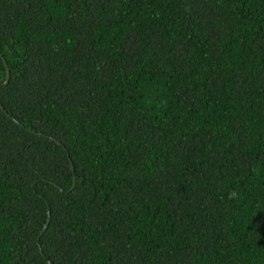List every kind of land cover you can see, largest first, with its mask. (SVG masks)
<instances>
[{"label": "trees", "instance_id": "obj_1", "mask_svg": "<svg viewBox=\"0 0 264 264\" xmlns=\"http://www.w3.org/2000/svg\"><path fill=\"white\" fill-rule=\"evenodd\" d=\"M0 102V264H264V0H0Z\"/></svg>", "mask_w": 264, "mask_h": 264}, {"label": "water", "instance_id": "obj_2", "mask_svg": "<svg viewBox=\"0 0 264 264\" xmlns=\"http://www.w3.org/2000/svg\"><path fill=\"white\" fill-rule=\"evenodd\" d=\"M4 58V57H3ZM4 60H5V58H4ZM5 64H6V67H7V73H8V76H7V82L6 83H8V81H9V77H10V70H9V68H8V63H7V61L5 60ZM0 104H1V102H0ZM2 107V106H1ZM2 109L8 114V112L5 110V108L4 107H2ZM18 122V121H17ZM18 124H20L19 122H18ZM21 125V124H20ZM33 133H36V132H34V131H32ZM39 135H43L42 133H38ZM71 166H72V170H73V172H74V177H73V188L76 186V183H77V179H76V175H75V167H74V165H73V163L71 162ZM48 222H49V220H50V212H51V209H50V207L48 208ZM48 224V223H47ZM47 224H46V226H45V228L47 227ZM42 250V249H41ZM49 264H52L51 262H49Z\"/></svg>", "mask_w": 264, "mask_h": 264}]
</instances>
